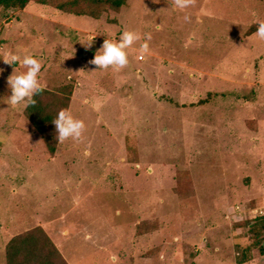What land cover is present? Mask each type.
<instances>
[{"label":"rangeland","instance_id":"rangeland-1","mask_svg":"<svg viewBox=\"0 0 264 264\" xmlns=\"http://www.w3.org/2000/svg\"><path fill=\"white\" fill-rule=\"evenodd\" d=\"M259 21L264 0H128L99 18L0 8V55L36 56L55 117L85 125L49 153L26 108L7 104L19 65L0 59V264L40 225L68 264H237L248 245L243 264H264L243 226L264 215ZM124 30L140 34L128 64L97 69Z\"/></svg>","mask_w":264,"mask_h":264},{"label":"trees","instance_id":"trees-1","mask_svg":"<svg viewBox=\"0 0 264 264\" xmlns=\"http://www.w3.org/2000/svg\"><path fill=\"white\" fill-rule=\"evenodd\" d=\"M128 0H0V8H24L30 2L53 6L63 12L75 15H88L99 18L108 10L120 9ZM50 92L41 87L40 91L34 94L35 103L29 105L26 116L34 128L42 136L49 153L56 151L58 140L55 125L52 120L55 118L53 111L49 108L45 98ZM241 224V223H240ZM243 226L247 227L258 237L259 251L264 254V215L256 216L251 220L244 221ZM252 249L248 245L241 249L237 255L236 263L243 264L251 259ZM7 264H68L60 250L40 225L33 229L14 235L6 245Z\"/></svg>","mask_w":264,"mask_h":264},{"label":"clouds","instance_id":"clouds-1","mask_svg":"<svg viewBox=\"0 0 264 264\" xmlns=\"http://www.w3.org/2000/svg\"><path fill=\"white\" fill-rule=\"evenodd\" d=\"M190 3L191 0H175L176 8L181 10L186 9ZM188 18V16H185V19ZM144 35L147 39H151L150 33ZM255 35L264 40V21L257 23ZM138 39H140V34L134 30L122 31L118 39L113 36H106L101 47L94 53L90 63L98 66L97 69L122 68L129 62L126 49ZM91 43L92 41L88 45ZM141 50H147L146 43L141 46ZM0 59L7 64L19 65V70L14 69L11 75L7 77V86L11 90V95L6 96L7 104L23 108L34 104L33 96L41 89L38 79L42 67L41 61L30 53L21 55L11 50L4 55H0ZM2 71L3 69H0V72ZM52 123L55 125L58 142H63L68 138L73 140L82 139L84 122L76 118L69 109H61L52 120Z\"/></svg>","mask_w":264,"mask_h":264},{"label":"crops","instance_id":"crops-1","mask_svg":"<svg viewBox=\"0 0 264 264\" xmlns=\"http://www.w3.org/2000/svg\"><path fill=\"white\" fill-rule=\"evenodd\" d=\"M48 232V231H47ZM49 234V233H48ZM50 235V234H49Z\"/></svg>","mask_w":264,"mask_h":264}]
</instances>
